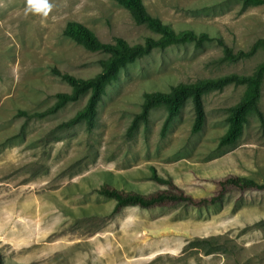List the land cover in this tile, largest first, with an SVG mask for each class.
Instances as JSON below:
<instances>
[{"label": "rangeland", "instance_id": "374dc122", "mask_svg": "<svg viewBox=\"0 0 264 264\" xmlns=\"http://www.w3.org/2000/svg\"><path fill=\"white\" fill-rule=\"evenodd\" d=\"M146 12L175 32H205L200 46L183 43L128 64L107 87L87 129L68 125L88 94L51 108L70 93L61 74L88 79L101 70L100 53L62 35L67 22L93 32L102 43L129 45L157 38L136 25L114 0H48L47 15L34 0H0V261L3 264H264V196L230 193L205 209L126 207L96 190L104 183L149 193L150 179L170 177L193 197L209 195L211 179L236 174L264 184V124L249 115L231 145L220 146L227 110L244 86L227 85L202 97V129L192 133L186 102L163 128L164 107L128 128L145 93L223 75L249 76L264 50L236 62L223 48L247 51L264 39V5L236 0H141ZM215 37L219 39L215 40ZM259 110L264 118V81Z\"/></svg>", "mask_w": 264, "mask_h": 264}, {"label": "trees", "instance_id": "16d2710c", "mask_svg": "<svg viewBox=\"0 0 264 264\" xmlns=\"http://www.w3.org/2000/svg\"><path fill=\"white\" fill-rule=\"evenodd\" d=\"M123 7L138 26H144L157 38L147 36L143 43L129 45L126 41L115 39L113 43H102L88 28L76 23L67 22L62 30V35L82 49L100 53L105 59L99 61L101 70L94 77L88 79L75 78L68 74H61L71 88L70 93L57 95L54 105L37 116L56 111L68 102L77 101L82 95L88 94L82 109L67 121L73 125L83 121L87 129H91L95 123L96 109L105 95L107 87L118 80L119 74L126 66L149 54L153 49H164L171 45L186 42L200 46L214 38L205 32L196 33L192 30L175 32L173 28L158 18L149 15L141 0H114ZM243 7L264 5V0H236ZM218 38L215 37V40ZM219 41V39H218ZM259 48L264 50V39L256 41L247 51L233 53L229 48H223V59L228 62H236L252 56ZM264 81V61H262L249 76L223 75L215 78L198 80L194 83H178L171 86L168 91H153L145 93L140 105V112L136 114L128 128L132 133L139 122L145 123L148 113L157 107H164L166 118L163 128H166L171 120L179 115L180 111L189 102L191 104L194 120L192 133L202 129L205 120L202 97L210 91H220L227 85L244 86L245 90L238 103L227 110L228 128L220 138L219 145L233 144L241 134L242 126L249 115H254L261 125L264 118L259 110L261 89ZM150 179L155 185L161 186L149 193H141L133 188L119 187L107 183L102 184L96 192L115 202L114 213L126 207H137L142 210L156 208H169L175 206L205 209L219 204L230 193L241 197L246 194H259L264 196V184H259L252 179L236 174L212 178L213 186L209 195L193 197L178 188L170 177L163 178L154 175ZM0 264H3L0 261Z\"/></svg>", "mask_w": 264, "mask_h": 264}, {"label": "clouds", "instance_id": "9594fccd", "mask_svg": "<svg viewBox=\"0 0 264 264\" xmlns=\"http://www.w3.org/2000/svg\"><path fill=\"white\" fill-rule=\"evenodd\" d=\"M28 7L26 10L33 11L34 10V0H27ZM40 9L43 10V14L47 15L48 12L51 11L52 5L48 2V0H41L39 5Z\"/></svg>", "mask_w": 264, "mask_h": 264}]
</instances>
